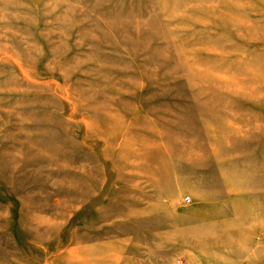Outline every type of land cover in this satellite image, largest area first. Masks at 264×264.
<instances>
[{"label":"rangeland","instance_id":"1","mask_svg":"<svg viewBox=\"0 0 264 264\" xmlns=\"http://www.w3.org/2000/svg\"><path fill=\"white\" fill-rule=\"evenodd\" d=\"M261 69L264 0H0V264H264Z\"/></svg>","mask_w":264,"mask_h":264},{"label":"bare ground","instance_id":"2","mask_svg":"<svg viewBox=\"0 0 264 264\" xmlns=\"http://www.w3.org/2000/svg\"><path fill=\"white\" fill-rule=\"evenodd\" d=\"M220 51V53H219V55L220 56H225V57H227L226 56V53L223 51V50H219ZM236 56V55H235ZM259 60V59H258ZM257 60V61H258ZM257 62H254V64H256ZM253 64V65H254ZM255 66V65H254ZM258 65L256 64V66L255 67H257ZM240 66H237V67H235V68H233L232 70H230V73L229 74H232V73H235V74H232V75H235L234 77H237V76H240V75H245V74H247L248 72L245 70V68L242 66L241 68H239ZM262 70V71H261ZM259 72H257L256 71V74H258V75H263L264 74V69H261ZM227 71H228V69H227ZM224 72L226 73V71L224 70ZM223 73V72H222ZM231 76V75H230ZM249 76V75H248ZM244 78H245V76H243ZM212 78H213V76H212ZM239 78H241V77H239ZM251 78V77H250ZM256 78V77H255ZM258 78V77H257ZM233 79V78H232ZM232 79H231V81H232ZM261 79V78H260ZM259 79V80H260ZM226 80V79H225ZM224 80V81H225ZM234 80V79H233ZM236 80V79H235ZM234 80V81H235ZM240 80V79H239ZM242 80V79H241ZM231 81H230V79L229 80H227V82H224V84L226 85V86H229V87H231ZM233 82V81H232ZM249 82V81H248ZM222 83V82H221ZM234 83V82H233ZM235 84H238L237 83V81L235 82ZM234 84V85H235ZM222 85V84H221ZM221 85H220V87H221ZM251 85V84H250ZM254 85V84H253ZM235 86H237V85H235ZM234 86V87H235ZM215 87V86H214ZM220 87H219V89H220ZM228 87V88H229ZM216 88V87H215ZM214 88V89H215ZM227 88V87H226ZM231 89V88H230ZM232 89H234V90H238V91H243L244 89H245V83L242 81H240V83H239V86H237V88H233L232 87ZM251 91V90H250ZM221 92V91H220ZM236 92V91H235ZM249 92V91H248ZM251 93V92H250ZM251 96V95H250ZM256 102V101H255ZM240 114V113H239ZM248 121H250V120H248ZM252 121V120H251ZM185 142V141H184ZM191 142V141H190ZM189 143V142H188ZM200 153V152H199ZM203 153V152H202ZM189 154V153H188ZM191 155V154H190ZM188 156V155H187ZM188 158V157H187Z\"/></svg>","mask_w":264,"mask_h":264},{"label":"built area","instance_id":"3","mask_svg":"<svg viewBox=\"0 0 264 264\" xmlns=\"http://www.w3.org/2000/svg\"><path fill=\"white\" fill-rule=\"evenodd\" d=\"M186 201H188V202H189V201H190V199H187Z\"/></svg>","mask_w":264,"mask_h":264}]
</instances>
